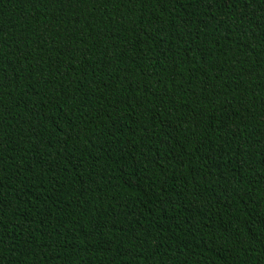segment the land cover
I'll return each mask as SVG.
<instances>
[{
	"label": "trees",
	"instance_id": "obj_1",
	"mask_svg": "<svg viewBox=\"0 0 264 264\" xmlns=\"http://www.w3.org/2000/svg\"><path fill=\"white\" fill-rule=\"evenodd\" d=\"M0 264H264V0H0Z\"/></svg>",
	"mask_w": 264,
	"mask_h": 264
}]
</instances>
